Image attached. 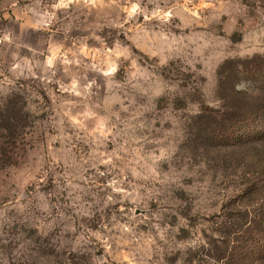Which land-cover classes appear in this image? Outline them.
I'll return each mask as SVG.
<instances>
[{"label": "rangeland", "instance_id": "obj_1", "mask_svg": "<svg viewBox=\"0 0 264 264\" xmlns=\"http://www.w3.org/2000/svg\"><path fill=\"white\" fill-rule=\"evenodd\" d=\"M255 57L264 0H0V264H264Z\"/></svg>", "mask_w": 264, "mask_h": 264}, {"label": "trees", "instance_id": "obj_2", "mask_svg": "<svg viewBox=\"0 0 264 264\" xmlns=\"http://www.w3.org/2000/svg\"><path fill=\"white\" fill-rule=\"evenodd\" d=\"M242 65L243 66H240V68L238 69V68H236V70H237V73L239 74V75H241V74H244L245 72H247V73H245V74H247V75H250V77L252 76L253 78H255V77H257V80L261 83V82H264V73L262 72L261 73V71H260V69L259 68H264V61H262V60H260L259 59V57H255V59L252 61V62H250L248 65L247 64H243L242 63ZM238 67V66H237ZM258 73H257V72ZM257 73V74H256ZM255 75H257V76H255ZM256 80V79H255ZM262 87V86H261ZM263 88V87H262ZM241 93H243V92H241ZM264 106H263V104H261V105H259V106H257V107H254L251 111H250V114L251 115H253V116H256V117H259L260 116V112H263L264 111ZM247 115V113H245V111H243V110H240V112H238V114H236V117H234V119H232L231 120V122L229 123V125H231V123H233V121L234 122H236V123H240V124H242L244 121H245V119H246V116ZM227 121V120H226ZM225 121V123H224V125L226 126L227 125V123L228 122H226ZM240 127H243V126H240ZM245 127V126H244ZM242 131V130H241ZM243 132H241V134L238 136V140L237 141H239L240 143H244V142H247V141H256V142H263L264 141V135H263V132H262V134L260 133L259 135H256L255 137H253V138H251V137H249V136H247V135H251V134H244ZM241 135H243V136H241ZM256 222H257V220H256ZM255 222V223H256ZM258 244V243H257ZM253 253H255V252H247L246 254H242V256H238V255H233V257H232V260H231V263H229V264H242V263H244V258L245 257H247L248 259H250L252 262L254 261V258H253V256L255 255V254H253ZM260 254V253H259ZM258 254H256V256H257ZM261 255V254H260ZM262 259H263V256L262 257H256V260H261L262 261Z\"/></svg>", "mask_w": 264, "mask_h": 264}]
</instances>
